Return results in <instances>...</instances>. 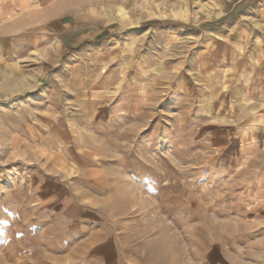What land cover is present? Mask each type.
Returning <instances> with one entry per match:
<instances>
[{
	"label": "rangeland",
	"instance_id": "rangeland-1",
	"mask_svg": "<svg viewBox=\"0 0 264 264\" xmlns=\"http://www.w3.org/2000/svg\"><path fill=\"white\" fill-rule=\"evenodd\" d=\"M32 3L0 264H264V0Z\"/></svg>",
	"mask_w": 264,
	"mask_h": 264
},
{
	"label": "crops",
	"instance_id": "crops-1",
	"mask_svg": "<svg viewBox=\"0 0 264 264\" xmlns=\"http://www.w3.org/2000/svg\"><path fill=\"white\" fill-rule=\"evenodd\" d=\"M32 2L33 0H0V81L4 72L10 75L19 59L18 21L6 20V16L28 8L33 4Z\"/></svg>",
	"mask_w": 264,
	"mask_h": 264
},
{
	"label": "trees",
	"instance_id": "trees-1",
	"mask_svg": "<svg viewBox=\"0 0 264 264\" xmlns=\"http://www.w3.org/2000/svg\"><path fill=\"white\" fill-rule=\"evenodd\" d=\"M160 24H162V23H160Z\"/></svg>",
	"mask_w": 264,
	"mask_h": 264
}]
</instances>
